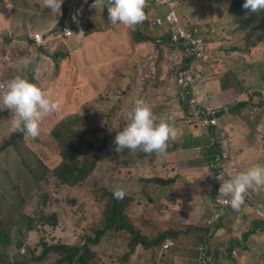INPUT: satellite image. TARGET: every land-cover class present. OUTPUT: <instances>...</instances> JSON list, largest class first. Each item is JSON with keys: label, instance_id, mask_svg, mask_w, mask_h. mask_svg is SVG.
<instances>
[{"label": "rangeland", "instance_id": "obj_1", "mask_svg": "<svg viewBox=\"0 0 264 264\" xmlns=\"http://www.w3.org/2000/svg\"><path fill=\"white\" fill-rule=\"evenodd\" d=\"M197 1L199 0H174V5L179 13L182 14L180 16L184 17L191 26H198L197 22H200L201 29H207L211 33L206 39L208 41L205 40L206 42L203 45L204 58L201 60V64L208 67L209 70L202 69L201 77L199 78L201 90L208 93L207 100L216 98L212 96L213 93H217L218 98H221L225 92V84L230 85V90L233 93L231 98L234 96L248 97L249 95H256L257 97V100L254 101L255 103L248 106L249 109L245 113L247 119L244 121L239 120L238 128L237 125L231 126L232 123H229V131L221 135L223 141L218 142L224 151L223 163L228 166V178H230L252 164H264L263 156L259 155L255 159L249 158L245 160L247 164L239 162V165L242 166L239 167L236 150L231 148L232 146H237L236 139L234 136L232 137V131H234L236 137L239 134V145L244 142L259 144L264 140V30H259L255 26L260 17L250 18V25L244 24L237 28V22L243 19L237 20L233 16L229 22L226 21L229 18L226 7L217 8L212 5L211 8L209 0H205L201 2L202 8H199L196 6ZM214 1L216 2V0ZM189 2H191V5ZM7 8V0H0V23L9 17ZM149 15L151 16L152 14L149 12ZM50 19H52L51 16L47 20ZM220 23H224L223 26L225 28L217 27V24ZM49 24L50 22L40 23L39 28L44 29ZM30 30L32 32L37 31V29L33 28ZM158 32L160 33V31ZM151 33L157 32L151 31ZM211 36H214V38L210 39ZM95 38H99L100 44L93 42L90 47L89 41ZM72 40L85 42V46L81 48L83 51L82 65L79 66V70H83L84 75L85 72L87 74L85 83L79 84L74 81L77 78L76 75L65 66H50L52 64L50 58L46 59L48 62L47 67L43 64H37L35 59L30 57L32 62L29 65L18 68L19 63L16 62L10 68L14 73L23 75L39 85L47 96L60 101V108L46 115L41 120L40 134L36 137L37 140H40L48 128L65 112L71 111L76 102L96 107L106 113L113 110V117L106 116V119L112 118V120H106L102 123L97 120L96 116L98 115L89 114L92 123L98 125L101 130H98L96 139L92 142V148L86 149V143L79 142V147L83 151L78 150L76 162L69 179L73 183L70 185L74 192L72 202L74 218L63 221L62 224L65 226L66 224L70 225L66 232L73 233L81 230L80 234L83 240L92 237L97 229L104 226L106 218L110 215L108 205L109 199H114V191L123 189L125 195L131 196H124L121 200H114L119 204L118 207L122 206L125 217H127L125 200L128 197L130 202L128 213L131 219L136 225H143L144 228H142L145 233L150 230V239H156L163 233L170 234L175 231L173 220L179 223L184 220L173 209L171 201L167 198H171L172 201L175 198L181 201L178 196L173 194V191L174 189L180 191L184 187L185 182L194 186L197 191L203 188L200 197L204 203L194 201L192 204L193 209L208 213L206 206L212 207L213 215L211 216L208 213L209 218L207 221L211 224L212 220L218 219L220 212L213 209L212 204H210V197L204 195V188L218 194L221 183L214 179L212 182L208 181L207 175L209 172L205 170V165H202L200 158L204 139L201 138L200 130L193 129L189 125V122L197 115L192 114V112L196 110V107L198 111L203 110L201 106L187 107V117H179L172 120L177 129V135L174 139L168 141V148L163 155L156 153L145 154L139 149H127L126 152L119 153L114 152L109 146V131H111L113 136H116L117 132L127 124V121L123 120L125 119L124 111L128 108V102L125 100L129 96L134 97L132 99L133 104L142 91L147 88L154 89L159 84H163V91L166 90L167 87L164 84V80H162L164 76L162 64L171 57L175 61L177 54L170 51V49H161L156 44L149 45L145 43L138 45L136 50L133 51L127 29L122 27H116L105 33L94 32L88 37L76 34L72 36ZM118 43L123 46H119ZM113 51H120V56L116 59L112 57ZM220 55H222L224 63L219 66ZM44 67L46 71L41 72ZM23 71H27V73ZM165 76L166 81L171 79L169 74L166 73ZM94 77L102 78L103 80L107 78L111 83L114 82L120 86L112 87L111 83H109L107 84L109 87L101 91L99 89L101 84L99 86V83L94 81ZM215 81L218 84V90L216 89ZM125 88L126 92L123 93L122 90ZM240 88L243 89L241 93L238 92ZM91 89L97 93L94 97L88 95ZM68 94L69 98L65 100ZM170 97H167L162 104L164 105ZM147 99L150 100L149 98ZM175 103V101L170 102V107L176 105ZM116 104L119 106L114 110L113 108ZM129 108L131 109L132 105ZM2 111L7 112L2 113L0 111V139L10 129L12 118L10 110L3 109ZM169 116V112L164 111L160 114V119H168ZM43 121L49 123L45 128ZM235 122H238V120L236 119ZM244 136H247V138L242 140ZM66 139L57 127L55 140L50 143L53 152L49 153L44 147L49 142L42 145H29L33 142V138L22 133L20 136L21 141L19 139L15 141L12 144V150L4 154L7 159H12L16 156L18 163L27 174L29 181L22 187L23 194L28 199V201H25L24 208L26 206L30 207L34 214L35 222L41 220L38 210L48 200V193L52 189L59 188L57 182L50 176V172L60 160L59 154L62 143ZM252 140L254 141L251 142ZM29 146L31 148H28ZM22 156L30 158L29 166H26ZM14 172L21 176L20 172L16 170ZM164 176L173 177L180 184L177 188H171L172 182L167 183L170 188H166L151 196L149 186H145L146 190L144 188L137 190V180L142 178L150 180ZM35 177L38 179L37 181L34 179ZM199 180L201 185L197 183ZM12 192V188L9 187L5 191V195L9 196ZM68 197H70L69 194H66L67 203L69 202ZM1 198L6 199V196L2 195ZM0 203V223L2 227L16 230L17 225L13 220L17 218L19 211L17 209L10 210L7 203L1 201ZM239 209V215L242 217L237 213L234 220L226 227L221 238H210L205 242L195 243L192 251L187 256L183 255L181 257H177L179 247L175 243L174 246L165 249H161V244L164 240L149 249L142 248L140 245L130 247L133 242L131 234H128L126 230H123L121 234L114 231V229H108L101 237L100 242L89 246L94 251L91 264H104L108 259L118 254L124 255L128 261L130 259L134 264H188L195 260L196 252L198 254L200 246L203 249L202 253L205 254V250H207V256L210 258V248L208 247L212 246L214 239L219 241L213 248L217 257V264H226L225 247L232 233L236 230L239 231L242 226L248 227L253 219L256 218V212H261L264 216V187L257 190H248L244 195V203ZM203 212H201V215L206 214ZM244 213L248 215V220H246ZM138 215L144 218L139 221L137 219ZM127 220L129 221L128 218ZM62 224L59 226L63 227ZM17 238L18 236L14 234L11 244L7 245V252L14 249ZM35 240V235L30 231L25 232L22 237V243L25 246L34 244ZM260 244L263 245L261 247L264 250V240ZM102 255L106 256V258L103 259ZM129 263L131 264L130 261Z\"/></svg>", "mask_w": 264, "mask_h": 264}, {"label": "clouds", "instance_id": "obj_2", "mask_svg": "<svg viewBox=\"0 0 264 264\" xmlns=\"http://www.w3.org/2000/svg\"><path fill=\"white\" fill-rule=\"evenodd\" d=\"M77 1L80 2V0ZM202 1L205 0L197 1L196 6L202 8ZM231 1L232 0H216L215 2L214 0H209L211 8L213 5L217 8L226 7L227 9L228 4ZM189 3L191 5V2ZM84 4L85 6L79 11L73 9V0H7V12H9V17L7 20L2 21H8L12 31L17 27H19V29L21 30L24 29L23 35H25L29 39V47L34 46V44L43 45L41 46L42 50H39V53H36L37 55H34L33 58L35 59L37 64H43L45 67H47L48 65L46 61L47 57L51 60H54L55 58L63 56L65 54L66 51L63 49L65 47V39L71 36L75 31H77V29L80 30L82 34L86 35L92 34L94 32H100L96 30L89 31L91 27L83 25V21L85 19L93 23L94 29L100 23V19L102 17H105L107 21L110 20L111 24L114 25L115 28L122 27L124 29H127V26L133 27L134 33L127 31L133 51H135L136 47L142 43L149 45L165 43V49H170V51H173L177 54V59L175 61L171 57L166 59L164 64H162V68L164 71L162 80L166 82L165 74H169L171 77V85L178 90V96L169 95L171 97L167 102L164 103L166 107L162 112L167 111L169 112L170 116L168 119L160 120L159 122H157V117L153 113L151 107L144 102L145 98L142 97L141 94L137 96V99L134 100L133 104L132 99L134 97L129 96L128 99L125 100L128 102V108L124 111L125 119H123L127 121V124L121 130H119L115 136L114 143L116 145V151L120 152L121 149L127 148L130 150L139 149L144 153L149 154L156 153L158 155H163L166 153V150L168 148V141L170 139H174L177 135V129L171 119L172 112H178L180 110V112L183 113V116L179 114L180 117L188 116L186 112L187 107L189 108V106L187 104V99L184 100L180 94L178 73L181 71H191L192 69L194 77V96L201 106H209L211 108L209 112L204 110L203 113L195 115L189 122V125H191L193 129H198L201 131V138L204 139L202 142L203 147L200 158L203 163L202 165H205V170L209 172L207 175L208 181L212 182V180L214 179L218 180V182L221 183L218 189V197L216 199L213 198L210 204H212L214 210H218V207L229 205L233 209L238 210L244 203V195L248 190H257L261 187H264V164H252L247 169L240 171L238 174L228 178V166L227 164L223 163V155L221 153L220 155L219 153H211L208 149H205V147L208 145H213L216 142H222L223 140L221 139V135L229 131V128L227 127V121L224 119V115H217L219 111L227 109V105L222 103H213L212 99L207 100L208 95L202 94L201 86L199 84L201 70H209L208 67H205L201 64V60L204 58V54L202 53L199 57L187 55L184 51L183 43L177 45L173 43L171 39V33L166 24V15L173 11L178 18V24L188 31L196 30L195 35L203 39V45L206 41H208L206 39L211 33L207 29H201L202 26L200 25V22H197L198 26H191V24L184 17L180 16L181 13H179L177 8L175 7L174 0H92V3L89 4V7H91L92 9L95 8L97 10L105 7L107 8L105 10V13L101 14L98 17L90 16L87 10V5L85 2ZM242 7H244L245 9H249L252 12L264 10V0H244ZM149 12L152 14L151 16L149 15ZM50 16L52 17V19L47 20ZM230 19L231 16L229 14V18L226 21L229 22ZM45 22H50L49 25L51 26L47 28L49 26L48 25L44 29H40V23ZM223 24L224 23L217 24V27L225 28ZM31 28L37 29V31L32 32L30 30ZM0 29V60L1 53H4V61L5 63H8L6 67H2L0 65V111L2 113L7 112L2 110L8 109L12 114L10 129L8 130V132L6 131L5 136L0 139V201L7 203L10 210L17 209L19 211L17 218L13 220L17 225L16 230L4 229L0 223V227L8 234L9 237V240H7L6 237V241L4 242V244L6 245L5 251L7 252V245L11 244L10 242L13 240L14 234L17 235L18 238L15 240L16 245L13 247L14 249L7 252L10 255H14L17 252L22 254L25 251H29L31 247L39 245L42 242L58 243L65 246L75 245L78 242L79 236L81 235L80 232L82 231L77 230L73 233H67L66 231L68 230V227H70V225L66 224L65 226L62 223L63 221L74 218L72 208L74 192L72 186L70 185L73 183L69 179L76 162L78 150L76 149L71 153H67L65 144L69 140L66 139L65 141H63L59 154L60 160L50 172V176L57 182L59 188L52 189L48 193V200L45 202V205H41L40 209L38 210L41 216V220L37 222L34 221V214L32 213L30 207L26 206V208H24L25 201H28L22 191L23 185H25L29 181L26 172H24V169L18 163V159L16 156L12 159H7L6 157H4V154L12 150V144L18 139L20 140V136L22 135V133H25L33 138V142L29 145H42L43 143L49 142L47 145H44V147L49 153H52L53 150L50 147V143L55 140L56 128L59 125L60 119L57 120L58 122L56 121L52 126L48 128V130L44 133L43 137L40 140H37L36 137L40 134L41 120L46 115L58 110L60 108V101L58 99L51 98V96H47L44 90L36 83L25 78L23 75L14 73L12 70H10V68L13 66L11 64L15 63L18 57L8 54L7 49L2 46L1 42L11 39L13 36L17 35L11 32L7 33V28L0 27ZM151 31H160V33L158 32V34L167 35L168 39L164 40V38L158 37L153 39V41H142V35L151 33ZM136 32L137 34L135 35ZM35 34L40 35L39 40L35 39ZM213 38L214 36H211L210 39ZM48 41H54L53 43H58V46H52L50 45V43H47ZM118 45L123 46L121 43H118ZM38 49H40V47ZM113 52H119V54H115L112 56L114 58L119 57L121 54L120 51ZM30 53L31 52H29L27 48L22 49V54L30 57ZM29 57H25L21 60L20 63L22 66H27L32 62L31 58ZM220 57L221 60L219 62V66L224 63L222 55H220ZM45 67L44 72L46 71ZM23 72L27 73V71ZM254 97V101H256V95H254ZM68 98L69 94L67 95L65 100H67ZM177 99L179 100V102ZM173 101L176 102V105L170 107L169 103ZM182 103L183 105L181 106ZM131 105L132 108L130 109L129 107H131ZM211 117L217 119V124L202 126V122L204 121V119H210ZM47 124L49 123L43 121L44 128ZM215 130H219V135L215 134ZM258 145L261 146V149L259 151L263 156L264 140H262ZM251 146L256 148V144H251ZM243 147L244 146L242 145L236 147L232 146L231 148H235L238 156L239 150ZM28 148L31 147L29 146ZM22 157L25 160L26 166H29L28 162L30 161V158L28 156ZM239 162H244L245 164H247V161H245V159H240L238 157V165ZM239 167L242 166L239 165ZM14 170L20 172L21 176H18L14 172ZM162 178L166 179L173 177L164 176ZM34 179L36 181L38 180L36 177ZM153 179L155 178H152L150 180ZM150 180H147L146 178L137 180V190L139 191V189L142 188L146 190L145 184H147L146 186L150 187V193L153 192L154 187L151 183H148V181ZM179 184L180 182L178 180H175L171 185V188H177ZM9 187L12 188L13 192L9 196H7L5 195V191H7ZM166 188L170 187H168V185H161L159 190H157L154 194H157ZM183 192L184 187H182L180 191L174 189L173 194L181 199L179 194ZM66 194H69L70 196L68 197V203L65 199ZM2 195L6 196V199H2ZM113 196L116 199H123L124 196L131 195H125L123 189H118L114 191ZM128 199L129 198L127 197L126 200L129 205L130 202ZM167 199L171 201L173 209L181 215V209L184 207L182 199L181 201L177 200L176 198L173 201L171 200V198ZM194 201L198 200L194 199L193 202ZM199 202L202 203L201 201ZM206 210L210 214V212L212 211V207L206 206ZM244 215L246 217V220H248V215L246 213H244ZM255 217L256 218L253 219L248 227L242 226L239 231L236 230L232 233V236L228 240L225 247L226 263L264 264V250L261 247L263 245L260 244V242L264 240V229L254 226V223L264 224V216L261 212H256ZM142 218L144 217H141L140 215H138L137 217L139 221ZM182 218L184 221L181 223L173 220L175 230L186 229L187 227H189L191 222L193 220H197L199 216H182ZM60 224H62L63 227H60ZM141 227L144 228L143 225H141ZM28 231L32 232L35 235L36 240L34 244L25 246L22 243V237L25 235V232ZM141 237L147 239L148 241L153 240L150 239V236L147 235H142ZM204 237L202 242L206 241L204 240ZM163 240L164 242L161 244V249L170 248L174 246V243L179 247L177 257H181L183 255L187 256L192 251V248L194 246L189 244L177 243L169 237L163 238ZM217 242L219 241L214 240L212 246L208 247L210 248V258H208L207 256V250H205V254L202 253L203 249L200 246L198 254L196 252L195 260L189 262L188 264H217V257L215 256L213 250ZM135 245H140L145 249H149L151 247L144 246L141 241H135L133 247ZM27 248H29V250H27ZM129 261L131 262V264H134L130 259ZM129 261L124 255L118 254L116 256H113L111 259H108L107 263L130 264ZM40 264L47 263L40 262Z\"/></svg>", "mask_w": 264, "mask_h": 264}, {"label": "trees", "instance_id": "obj_3", "mask_svg": "<svg viewBox=\"0 0 264 264\" xmlns=\"http://www.w3.org/2000/svg\"><path fill=\"white\" fill-rule=\"evenodd\" d=\"M85 3L87 5V10L90 16L98 17L101 14L105 13V10L107 9L106 7L97 10L95 8L92 9L91 7H89V4L92 3V0H85ZM243 3L244 0H232L228 4L227 12L230 14L231 19L233 18V16L237 20L243 19L242 21L237 22V28L244 24L250 25V18L260 17L255 26L259 30H264V10L252 12L249 9H245L244 7H242ZM113 29H115V26L111 24L110 20L107 21L105 17H102L100 19V23L95 27V29L94 25H92L89 31L96 30L105 32ZM127 31L134 33L133 27L127 26ZM136 34L137 32L135 33V35ZM158 37H162L164 38V40L168 39L167 35H159L157 32L147 33L146 35L143 34L142 41H153V39ZM156 45L161 49L166 48L165 43H157ZM204 65H206V63H204ZM164 84L167 87L164 91L162 90L163 84H159L154 89L147 88L146 90L141 92L142 97L145 98L144 102L151 107L153 113L157 117V122L161 120L160 113L164 110V105L162 104V102L165 100V98L169 95L178 96V90L171 85L170 80L164 82ZM224 88L225 92L221 98H212L213 103H222L227 105V109L219 111L217 115L223 114L224 119L230 124L234 123L236 119H247L245 113L249 109L248 106L255 103L254 95H249L248 97L234 96L233 98H231V95L233 93L230 90V85L225 84ZM242 91L243 89L240 88L238 92L241 93ZM122 92L125 93L126 88L123 89ZM96 94L97 93L93 89H91L88 93V95L91 97H94ZM147 98H149L150 100H148ZM118 106V104L114 105L113 109L115 110ZM89 114L98 115L96 116V118L101 123L105 122L106 120H112V118L106 119V116H114L113 110L112 112L106 113L105 111L98 110L96 107L76 102L73 110L65 112L59 118L60 121L58 130L61 131L63 135L69 140L65 144L67 153H71L76 149L79 151H83V149L79 147V142L86 143V149L92 148V142L96 138L98 130H101V128L98 125H94L92 123ZM179 114L183 116V113L180 112V110L178 112H172L171 119L174 120L179 118ZM214 132L215 134L219 135V130H215ZM109 139L111 149L114 152H117L116 145L114 143L115 136L111 134V131H109ZM253 141L254 140H252L251 142ZM252 144H255V142H253ZM256 148L259 151L261 149V146H259L257 143ZM205 149H208L211 153H219V155L220 153L222 155L224 154V151L220 147L218 142L213 145L206 146ZM126 151L127 148H124L121 149L119 153H124ZM142 153L144 152L142 151ZM174 181L175 180L173 178L163 179L162 177H156L155 179L148 181V183H151L154 187V191L150 194L153 195L157 190H159L161 185H168L167 183L170 182H172L173 184ZM197 183L201 185L200 180ZM146 185L147 184H145V186ZM202 189L203 188H200L197 191L194 186L189 185L187 182H185L184 192L179 194L182 199V203L184 204V207L181 209V216H199V218L197 220H193L189 227H187L186 229L175 230L170 234L163 233L158 238L150 241L141 237L142 235L150 236V230L145 233L141 226L136 225L133 222L128 213L129 205L127 200H125V206H127V210L125 212L127 217H125L123 215L122 206L118 207L119 204L115 202L114 199L116 198L114 196V199H109L108 206L110 209V215L106 218L104 226H102V228L100 229H97L92 237H88L83 240L82 236L80 235L78 242L72 246L60 245L58 243L42 242L39 245L31 247L29 251H25L22 254L17 252L14 255H10L5 251L6 245L4 244V242L6 241V237L7 240H9L8 234L0 227V264H40V262H44L47 264H91V261L94 257V251L89 246L100 242L101 237L108 229H114V231L121 234L123 230H126L128 234H131L133 242L130 247H133L135 241H141L144 246H152L157 244L158 242L163 241V238L166 237L171 238L177 243L189 245L201 243L204 236V240L206 241L210 238H221L225 232L226 227L234 220L237 213L239 215L240 209H233L230 205L218 207V210L220 212L219 218L216 220H212L210 224V222L207 221L209 215L206 212L195 211L192 209V202L194 199L203 203L200 197ZM204 190V195H208L210 197V201H212L213 198L216 199L218 197L215 192L206 190L205 188ZM201 212L206 214L201 215ZM210 214L212 216L213 212L211 211ZM127 218L129 219V221L127 220ZM254 226L264 229V224L262 223H254ZM102 258L105 259L106 256L102 255ZM104 264L108 263L106 262Z\"/></svg>", "mask_w": 264, "mask_h": 264}, {"label": "crops", "instance_id": "obj_4", "mask_svg": "<svg viewBox=\"0 0 264 264\" xmlns=\"http://www.w3.org/2000/svg\"><path fill=\"white\" fill-rule=\"evenodd\" d=\"M84 2H85L84 0H80V2L77 0H73V9L80 11L85 6ZM83 25L88 26V27H92L93 23H91L87 19H85L83 21ZM50 26L51 25H49L47 28H49ZM1 27L7 28V33L11 32V33L17 35V36H13L11 39H8L6 41H2L1 44L3 47H5L7 49L8 54H11L13 56L18 57L17 61H16L17 63H19L18 68L24 67L20 63L21 60L25 57H29L25 54H22L23 48H27L29 50V52H31L30 57L37 55L36 53H39L38 51L42 50V48H41V46H43L42 44H39V45L34 44V46L29 47V45H30L29 39L25 35H23L24 29L21 30V29H19V27H17L16 29H14L12 31L8 21H2ZM76 34H82V32H80V30L77 29V31H75L71 36H69L68 38L65 39V47L63 48L66 51L65 54L63 56L57 57L54 60H52V64L50 66L59 65L62 67L63 66L67 67L69 70H71L76 75L77 78L74 81H76L79 84H82V83L86 82V78H87L86 72L84 75L83 70H79V66L82 65V60H83V51L81 50V48L85 46V42L73 41L72 36H74ZM82 35H83V37H88L91 34H89V35L82 34ZM53 42L54 41H52V42L48 41L47 43H50V45H52V46H56V45L58 46V43L54 44ZM93 42L100 44L99 38H95L94 40L89 41L88 44L90 47L92 46ZM39 47H40V49H38ZM115 54H119V52H112L111 56H113ZM116 58H118V57H116ZM15 63H12L11 65H14ZM47 64H48V62H47ZM0 65L2 67H6L8 65V63H5V61H4V53H1ZM50 66H49V68H50ZM41 72H44V69H41ZM94 81H97L99 83V86L101 84L99 89L108 88L109 86H107V84L111 83L110 80L107 78H106V80H103L102 78L94 77ZM110 85L112 87L120 86V85H116L114 82H112ZM215 86H216V89L218 90V84L216 81H215ZM73 89H74V87H73ZM202 94L208 95L207 91H202ZM212 96L218 98L217 93H213ZM239 123H240V121L238 120V122L232 123L231 126L237 125V128H238ZM252 124H251V126H252ZM227 127L230 128V125L228 122H227ZM231 134H232V137L234 136V138L236 139V145L237 146H242V145L244 146L242 149L239 150V153H238V157L240 159H245V160H248L249 158L255 159L259 155H262V153L260 151H258L255 147L251 146L252 143L244 142L242 145H239V134H237V137L235 136L234 131H232ZM244 138L246 139L247 136L242 137V140Z\"/></svg>", "mask_w": 264, "mask_h": 264}, {"label": "built area", "instance_id": "obj_5", "mask_svg": "<svg viewBox=\"0 0 264 264\" xmlns=\"http://www.w3.org/2000/svg\"><path fill=\"white\" fill-rule=\"evenodd\" d=\"M166 24L169 28V31L171 33V39L174 44H184V51L187 55H193L196 57H199L203 52V39L199 36L195 35V31H188L185 28H183L181 25L178 24V18L174 14V12H170L166 15ZM40 35L35 34V39L39 40ZM178 83L180 86V94L182 98L185 100L187 99V104L189 108L201 106L198 103V100L194 96V77H193V71H181L178 73ZM203 110L198 111L197 107L196 110L193 112V114H199L203 113L204 110L210 111L209 106H201ZM209 124H217V119L214 117H211L210 119H204L202 122V126H207Z\"/></svg>", "mask_w": 264, "mask_h": 264}]
</instances>
